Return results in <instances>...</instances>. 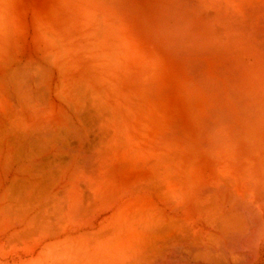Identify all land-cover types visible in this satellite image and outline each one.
Listing matches in <instances>:
<instances>
[{"label": "bare ground", "instance_id": "1", "mask_svg": "<svg viewBox=\"0 0 264 264\" xmlns=\"http://www.w3.org/2000/svg\"><path fill=\"white\" fill-rule=\"evenodd\" d=\"M0 264H264V0H0Z\"/></svg>", "mask_w": 264, "mask_h": 264}]
</instances>
